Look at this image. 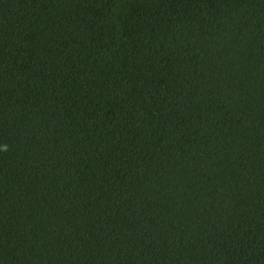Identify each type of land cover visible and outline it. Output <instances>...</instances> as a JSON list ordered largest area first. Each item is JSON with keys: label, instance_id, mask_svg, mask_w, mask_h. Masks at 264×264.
<instances>
[{"label": "trees", "instance_id": "16d2710c", "mask_svg": "<svg viewBox=\"0 0 264 264\" xmlns=\"http://www.w3.org/2000/svg\"><path fill=\"white\" fill-rule=\"evenodd\" d=\"M0 264H264V0H0Z\"/></svg>", "mask_w": 264, "mask_h": 264}, {"label": "clouds", "instance_id": "9594fccd", "mask_svg": "<svg viewBox=\"0 0 264 264\" xmlns=\"http://www.w3.org/2000/svg\"><path fill=\"white\" fill-rule=\"evenodd\" d=\"M6 150V149H5Z\"/></svg>", "mask_w": 264, "mask_h": 264}]
</instances>
